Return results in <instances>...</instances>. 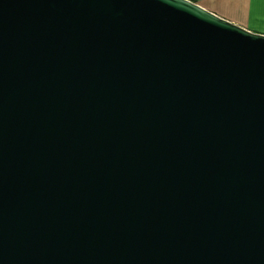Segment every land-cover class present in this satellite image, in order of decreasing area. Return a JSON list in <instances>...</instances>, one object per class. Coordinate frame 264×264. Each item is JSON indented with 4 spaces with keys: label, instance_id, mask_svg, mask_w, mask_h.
Masks as SVG:
<instances>
[{
    "label": "water",
    "instance_id": "water-1",
    "mask_svg": "<svg viewBox=\"0 0 264 264\" xmlns=\"http://www.w3.org/2000/svg\"><path fill=\"white\" fill-rule=\"evenodd\" d=\"M0 264H264V34L0 0Z\"/></svg>",
    "mask_w": 264,
    "mask_h": 264
},
{
    "label": "crops",
    "instance_id": "crops-1",
    "mask_svg": "<svg viewBox=\"0 0 264 264\" xmlns=\"http://www.w3.org/2000/svg\"><path fill=\"white\" fill-rule=\"evenodd\" d=\"M248 30L264 34V0H194Z\"/></svg>",
    "mask_w": 264,
    "mask_h": 264
}]
</instances>
